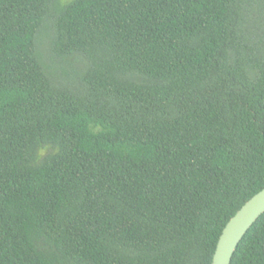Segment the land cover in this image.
Wrapping results in <instances>:
<instances>
[{
    "label": "trees",
    "instance_id": "trees-1",
    "mask_svg": "<svg viewBox=\"0 0 264 264\" xmlns=\"http://www.w3.org/2000/svg\"><path fill=\"white\" fill-rule=\"evenodd\" d=\"M263 189L264 0H0V264H212Z\"/></svg>",
    "mask_w": 264,
    "mask_h": 264
},
{
    "label": "water",
    "instance_id": "water-1",
    "mask_svg": "<svg viewBox=\"0 0 264 264\" xmlns=\"http://www.w3.org/2000/svg\"><path fill=\"white\" fill-rule=\"evenodd\" d=\"M263 213L264 189L253 196L226 224L218 239L212 264H230L239 242Z\"/></svg>",
    "mask_w": 264,
    "mask_h": 264
}]
</instances>
